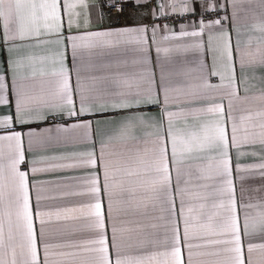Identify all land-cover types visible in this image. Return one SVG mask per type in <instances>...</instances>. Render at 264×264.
<instances>
[{
  "label": "snow or ice",
  "instance_id": "6c2138e0",
  "mask_svg": "<svg viewBox=\"0 0 264 264\" xmlns=\"http://www.w3.org/2000/svg\"><path fill=\"white\" fill-rule=\"evenodd\" d=\"M6 3L0 0V42L8 54L6 67L0 63V105L6 107L0 115L6 132L0 135V264H185L184 248L186 264H207L199 256L222 257L211 264H264V256H253L256 250L264 253V244L249 243L247 258L243 252L245 237L264 239V200L244 203L242 187L238 203L232 167L233 150L237 161L247 154L264 158V0L258 3L260 20L250 26L240 22L245 9L240 0L219 5L201 0L199 8H231V16L207 23L201 19L191 32L162 37L195 38L174 46L161 45L156 25L149 37V12L140 11L150 8L149 0H92L96 19L89 14V0H18L13 20L4 17ZM181 8L197 10L195 3ZM121 16L123 25L113 26ZM229 27L236 33L235 46ZM244 32L260 33L255 50L251 38L242 41ZM205 47L212 54L208 75L219 77L218 84L193 75L203 73V59L195 69L168 59L173 51L203 53ZM129 64L137 71H126ZM254 89L261 110L244 114ZM151 105L159 112L147 111ZM109 112L110 118L98 117ZM48 120L56 122L54 128L38 132ZM66 120L74 122L59 123ZM16 125L29 126L28 131H17ZM25 135L29 151L34 145L63 150L29 158ZM25 163L33 174L59 171L54 178L59 191L45 195L51 181L30 179L20 167ZM57 197L67 202L42 206ZM253 208L254 213L249 211ZM238 209H243L242 223ZM128 217L135 218L133 227L126 226ZM54 222L63 224L62 234L93 235L50 244L44 239L46 225ZM133 246L157 251L146 258L125 255ZM209 246H214L210 252L195 251ZM51 248L76 251L54 253ZM55 256L73 259L51 258Z\"/></svg>",
  "mask_w": 264,
  "mask_h": 264
},
{
  "label": "crops",
  "instance_id": "0c3cea01",
  "mask_svg": "<svg viewBox=\"0 0 264 264\" xmlns=\"http://www.w3.org/2000/svg\"><path fill=\"white\" fill-rule=\"evenodd\" d=\"M72 2H75V0H72ZM170 2H172L173 4H176V5H183L184 3H195L197 6V10L194 14H200V13L208 12V10H206L204 8H199V4H200L201 0H170ZM203 2H205V3H216L217 5H219V4L227 3L228 0H203ZM240 2L245 5V9L241 10L239 13L241 24H246V25L250 26L254 23H257L261 18V9L258 7L259 0H240ZM89 5H90L89 14H90L92 19H96L98 9H96L94 7V5L92 4V0H89ZM248 5H252V7L248 8L247 7ZM217 8H219V7H217ZM104 11H107V9L105 8ZM140 11H148L149 12V15L146 18L147 21L152 20L155 16V12L151 6L149 9L141 8ZM231 11H232L231 8H228L226 11L229 17L231 16ZM18 13H19L18 0H7V3L5 4V11H4L5 19L13 20L16 18ZM152 13H154V15ZM125 16H126V14H125ZM64 19L66 22L67 17L65 16ZM124 19H125V17H124ZM124 19H121L119 22L115 23L113 26H122ZM105 23H108V21L106 20ZM228 25H229V22L227 23L226 26H228ZM193 26H186L183 29H181V25H172L169 28H167V30L160 27L157 29L158 40L160 41L162 46H174L176 44L191 43L194 41L195 38L183 37V38H178L175 40L163 41L162 37L166 34H170L171 31H175L177 34L181 30L191 32L194 30ZM195 26L198 28L197 25H195ZM229 31L231 32V35H232L233 46H235L236 33L232 32L230 27H229ZM0 35H2V28H0ZM148 35H149V37H151V29L150 28L148 31ZM259 35H260L259 32H244L241 35V39H242V41H247L249 38H251L252 42H253V49L255 50V48L257 47L256 38L259 37ZM204 39H205V45H206V34H205ZM132 55L133 54L129 53L126 58L130 61L132 58ZM151 57L153 60V65H155V60H156L155 46H153V48H152ZM161 58L165 59L163 53L161 54ZM7 59H8L7 48L5 46H3L2 42H0V63H3L5 65V67L7 64ZM68 59H69V64H70L71 63L70 52H69ZM168 59H171L173 61L186 62V67H190V68H194V69L199 67V60L203 59V64H204L203 73L194 72L193 75L207 76L208 81L212 84H218L220 82L219 77H214V76L208 75L211 71V68H212V54L207 51V47H205V50L203 53L193 51V50H189L187 52L173 51L172 53L169 54ZM236 68H237V70H239L238 60L236 61ZM125 70L129 71V72H134V71H137V66L129 64L128 68ZM155 70L157 73V82H158L159 81V69L156 68ZM6 79H7V83L9 84V88H10L11 87V74L10 73H8ZM74 81H75V78L73 76V83H74ZM249 95L252 96L253 99L245 106L244 114H247L248 112L255 113V112L261 110V107H262L261 101L258 98L259 97L258 89H254L253 92H251ZM214 96H215V94H214ZM9 99L11 101V104H12V107L14 110V103H15L14 97L10 96ZM215 99L219 100V96H215ZM201 103H206V102H201ZM224 105H225V109H226L227 108V99L224 100ZM5 111H6V107L3 105H0V115H3L5 113ZM147 111H149L151 113H158L159 107L151 105V106H148ZM112 115H113V113H111V112L101 113V114H98V117L103 119V118H110ZM237 115H239V113H237ZM254 119L258 120V117L254 118ZM49 121L50 120L41 123L40 126L37 127V131L39 132L40 128H44V127H53L54 128V124L56 122H54V121L49 122ZM73 122L74 121H72V120L59 121V123L64 124L65 126H67V124H70ZM14 127H15V130L22 131V132L26 133L28 131L29 126L16 125ZM31 127H36V125H31ZM228 131H229V135H230L231 134L230 122L228 124ZM256 131H259V129H256ZM4 134H6L5 130L3 128H0V135H4ZM24 148H25L26 155L29 158H31L33 155H38V154H41L44 152L51 153L53 151L63 150L61 148H56V147L44 149V148H40V147L34 145L33 149L31 151H29L26 135L24 136ZM237 163H239V165H240V171L239 172L236 170ZM262 163H264V158H262L260 155H251V154L241 156L239 158V161H237L235 150H233V152H232L233 181H234V185L236 188V195H237L238 203L241 201V188L242 187L244 189V193H243V202L244 203L258 205L261 200H264V168H261L259 166ZM20 167H21V170L28 171L30 179L34 178V179H43V180L51 181V183L45 185V188L47 189V191L44 193L45 195L51 196V195H54L57 191H59V189L56 188V184L58 182L54 179L56 175L61 174L59 171L33 174L30 171V167L27 163L22 164ZM240 177H243V179H241ZM173 186H175V173L174 172H173ZM30 194H31V200H32L33 208H35V190L32 189ZM66 202H67L66 200H62L59 197H57L56 199H53V200L42 201L41 204H42V206H46L47 208H55L56 206L63 205ZM176 202H177V206H178L179 205V198H177ZM105 208H106V201H105ZM238 211L240 212L241 223H242V221H243V209H238ZM249 211L254 213L255 209L254 208L249 209ZM127 220H128V224L126 226L127 227H133L135 224V218L128 217ZM180 227H181V234H182V232H183V224L182 223H181ZM35 228L37 231L39 256H40L41 261H43L44 249H43V242L40 240V237H39L40 225H39L38 221H35ZM46 229L48 230V234L45 236L44 239L50 244L63 243V242L69 241V240L79 239L83 236L93 235V233H77L75 235L62 234V232L59 230L63 229V224L62 223H56V222H54L50 225H46ZM108 237L110 240V238H111V227H110V225L108 228ZM249 243H252L255 245L264 244V239H262L259 236H254L251 238L245 237L243 240V252H244L245 258H247V256H248V244ZM213 247L214 246H209L206 249H197L195 251H209L210 252L213 250ZM73 251H76V249H74V248H51L50 249V252H54V253L73 252ZM155 251H157V249H154L151 247L139 248V247L133 246V247L127 248L125 250L124 254L131 256L133 258H136V257L146 258V257H150L151 254ZM110 252H111V249H110ZM182 252H183V256H184L185 264H186V262H187V249L186 248L182 249ZM112 256L114 259V253H112ZM253 256H254V258L259 259L260 257L264 256V253H262L260 250H256L253 253ZM51 258L52 259H62L65 261H71L73 259L70 256H68V257L55 256V257H51ZM221 258L222 257H216V256H199V257H196V259L203 261V262H207V264H211V262L216 261V260L221 259Z\"/></svg>",
  "mask_w": 264,
  "mask_h": 264
},
{
  "label": "built area",
  "instance_id": "2783aa9c",
  "mask_svg": "<svg viewBox=\"0 0 264 264\" xmlns=\"http://www.w3.org/2000/svg\"><path fill=\"white\" fill-rule=\"evenodd\" d=\"M131 2V0H129ZM143 2V0H142ZM149 4L152 7V9L155 12V16L152 20L149 22V28L151 29L153 25L158 26V28H164L165 25H167V28H169L172 25H184L186 26H193L197 25L199 26V21L201 19H204L207 23L208 20H215L218 19L224 15H228L227 12L223 9L217 8L216 11H208L200 14H194L191 11H183L181 6L182 5H176V9L173 10L171 5H173L170 0H149ZM159 4H164L165 7L163 10L159 8ZM107 9V8H106ZM219 13V15H217ZM113 15H116L113 13ZM122 19V16L120 20ZM225 25H227L228 21L224 22ZM49 122H53L50 120Z\"/></svg>",
  "mask_w": 264,
  "mask_h": 264
},
{
  "label": "rangeland",
  "instance_id": "374dc122",
  "mask_svg": "<svg viewBox=\"0 0 264 264\" xmlns=\"http://www.w3.org/2000/svg\"><path fill=\"white\" fill-rule=\"evenodd\" d=\"M125 16H122V19H124Z\"/></svg>",
  "mask_w": 264,
  "mask_h": 264
}]
</instances>
